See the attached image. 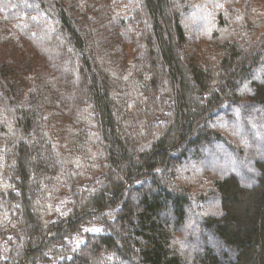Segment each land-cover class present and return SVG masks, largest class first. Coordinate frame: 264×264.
<instances>
[{
	"label": "trees",
	"instance_id": "obj_1",
	"mask_svg": "<svg viewBox=\"0 0 264 264\" xmlns=\"http://www.w3.org/2000/svg\"><path fill=\"white\" fill-rule=\"evenodd\" d=\"M249 118L264 0H0V264H264Z\"/></svg>",
	"mask_w": 264,
	"mask_h": 264
},
{
	"label": "rangeland",
	"instance_id": "obj_2",
	"mask_svg": "<svg viewBox=\"0 0 264 264\" xmlns=\"http://www.w3.org/2000/svg\"><path fill=\"white\" fill-rule=\"evenodd\" d=\"M196 20H197V17L195 18V20H193L191 22V28H192V30H195L196 29V24H197L196 23ZM232 116H233V119L232 120H234V122H235V128H233L234 129L233 130L234 131L233 132L234 135L237 138H239L240 140H242L243 146H244L243 149L247 148L248 150H250L251 149V146H249V144L251 143V140H249L250 139L249 137L247 138L245 132H242L243 130H241L242 128H240L241 123L239 121L240 119H238L239 117L237 116L236 112H233V115ZM219 118H220V116H219ZM249 121L251 122L250 131L254 132V134H255V136L253 137V139L257 140V142H260L259 139L264 138V131L261 130V129H264L263 123L259 119H255V118H249ZM220 129L225 130V129L221 128V127H220ZM245 143H247V145ZM216 154H219V157H218L219 160H217L216 158H214ZM228 154L229 153L225 152V150H224L223 147H220L219 146L218 148H216V153L214 155L211 154V153L210 154H205L206 155V158H208L209 161L214 162V160H215V161H219V163L213 164V165H207L206 162H201V165H203V166H209V167H214L215 169L218 168V167H220L222 169L230 168L231 170H234V169H236V166L238 165V163H237L238 161L231 160L230 157H228ZM244 162H245V160H244ZM190 167H194V165H191ZM232 168H234V169H232Z\"/></svg>",
	"mask_w": 264,
	"mask_h": 264
}]
</instances>
